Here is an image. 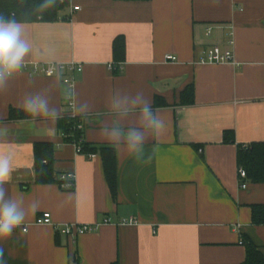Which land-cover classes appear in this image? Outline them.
I'll use <instances>...</instances> for the list:
<instances>
[{"label":"crops","instance_id":"crops-1","mask_svg":"<svg viewBox=\"0 0 264 264\" xmlns=\"http://www.w3.org/2000/svg\"><path fill=\"white\" fill-rule=\"evenodd\" d=\"M24 24L32 51L0 93V153L13 154L5 188L26 210L23 224L0 241L5 264H243L249 245L264 255V225L252 220L253 207L264 206V183L247 178L242 189L238 173L240 149L264 144V0H69L58 20ZM119 37L124 62L114 58ZM231 40L235 65L199 63ZM37 64L67 66L52 95L63 118L10 121L26 92L53 84L33 73ZM68 88L94 106L76 117L97 150L114 148L98 135L114 89L143 90L165 120L144 146L147 162L114 149L115 199L99 151L90 160L65 143L62 121L74 116ZM192 88L193 101L184 102ZM38 143L54 148L56 180L75 175L74 191L36 183ZM44 213L51 225L36 224ZM130 218L139 224H121ZM73 224L100 226L73 242L63 233Z\"/></svg>","mask_w":264,"mask_h":264},{"label":"clouds","instance_id":"clouds-1","mask_svg":"<svg viewBox=\"0 0 264 264\" xmlns=\"http://www.w3.org/2000/svg\"><path fill=\"white\" fill-rule=\"evenodd\" d=\"M57 3H63V0H41L35 12L43 13ZM31 51L25 24L14 14L6 16L0 13V93L7 90L14 74L25 67ZM61 72L59 66L50 65L48 74L53 78V84L39 91L26 92L17 107L33 120L43 118L54 123L62 119L63 113L52 102L54 82ZM65 99L71 102L74 116L88 117L93 113V104L78 100L74 88L66 90ZM107 108V118L101 121L98 135L113 145L118 154L147 162L150 157L146 158L144 146L151 138L162 134L166 127L165 120L153 109L150 97L143 90L131 93L117 88L109 95ZM12 159L11 152L0 153V241L9 238L14 229L23 224L26 216L23 201L13 199L5 188L12 173ZM31 208L35 211L36 204ZM0 264H5L2 245Z\"/></svg>","mask_w":264,"mask_h":264},{"label":"trees","instance_id":"trees-1","mask_svg":"<svg viewBox=\"0 0 264 264\" xmlns=\"http://www.w3.org/2000/svg\"><path fill=\"white\" fill-rule=\"evenodd\" d=\"M116 1H150V0H116ZM41 0H0V13L10 16L14 14L18 21L22 23H30L36 21L54 22L58 20L61 11L69 6V0H64L63 3H57L54 8L48 9L43 13L35 12V8ZM114 58L116 62H124L126 55V44L123 37H119L114 42ZM190 92V95L188 94ZM192 93V94H191ZM193 101V88L186 90L182 99L187 102V98ZM31 119L26 113L11 109L9 112L10 121H18ZM81 119L67 118L62 121L61 130L64 136L65 143L74 144L82 141V149L85 154L95 153L99 151L102 158L104 173L113 199L117 194V177H116V158L115 150L111 147H103L97 150L92 148L90 144L85 142V131L77 128ZM226 141H230L227 138ZM53 154L54 148L50 143H38L35 146L36 159V183L51 184L60 181L56 180V175L53 169ZM238 166L244 169L247 173V178L254 182L264 183V144H256L250 147L241 148L238 153ZM75 189V188H74ZM74 189L72 191H74ZM253 223L256 225H264V206L253 207L252 213ZM114 264H119L118 262ZM243 264H264V255L254 245H249L247 248L246 260Z\"/></svg>","mask_w":264,"mask_h":264},{"label":"built area","instance_id":"built-area-1","mask_svg":"<svg viewBox=\"0 0 264 264\" xmlns=\"http://www.w3.org/2000/svg\"><path fill=\"white\" fill-rule=\"evenodd\" d=\"M64 1V0H63ZM74 11H80V7L74 8ZM211 29L208 30V34H211ZM233 46H234V40H231L230 42V47L227 49H222L220 47H213L212 49L206 50L203 53L202 58L200 59V64H207V65H221V64H232L235 65V55L233 51ZM166 60L169 62H176L177 58L168 55L166 56ZM52 64H45V65H35L33 68V73L34 74H42L47 77H51L48 74V69L49 66ZM59 66L62 70H64L67 66L61 65V64H54ZM72 70L81 72L82 71V66H75L72 64L69 66ZM110 69H112V66H110ZM73 80H72V86H73ZM70 105L72 107V104L70 102ZM72 118H77L76 116H72ZM79 130L85 131L86 126L85 123L81 120L77 126ZM82 141L80 140L78 143H74L77 153L86 155L90 160H94L98 157V154L96 153H89L85 154L82 149ZM202 153V150L199 151ZM239 173V178L242 180V183H240V188L242 189H247L248 184L246 182L247 179V173L244 169H240L238 171ZM60 181V188L64 191H72L75 188V175L74 174H69V175H63L59 178ZM111 223L110 219H107L104 221V224H109ZM36 224L38 225H51L52 224V216L50 213H44L40 217L37 218ZM122 225H138L139 222L135 218H130L128 220H123L121 222ZM100 225H78V224H73V225H68L63 227V233L69 237L73 242H75L79 237H82L88 233H91L93 231H96L99 228ZM57 230H59L57 228ZM24 232L27 231V228L25 227L23 229Z\"/></svg>","mask_w":264,"mask_h":264}]
</instances>
